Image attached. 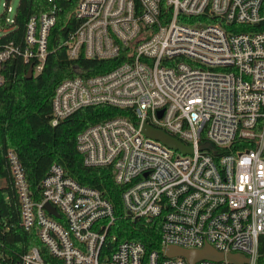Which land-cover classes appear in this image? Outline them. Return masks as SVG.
I'll list each match as a JSON object with an SVG mask.
<instances>
[{"label":"built area","instance_id":"built-area-1","mask_svg":"<svg viewBox=\"0 0 264 264\" xmlns=\"http://www.w3.org/2000/svg\"><path fill=\"white\" fill-rule=\"evenodd\" d=\"M136 1H77L78 23L63 42L67 57L124 58L103 73L59 81L49 122L89 105L130 110L78 132L75 147L84 165L111 166L114 182L124 185L126 215L159 219V249L115 240L108 234L110 203L56 163L36 194L17 154L7 149L12 194L3 198H12L18 226L33 230L52 262L31 246L18 255L0 248V264H187L165 256L171 245H209L223 255L193 264H231L228 253L255 264L264 234V0ZM55 18L54 6L30 15L22 47L0 44V84L14 55L31 65L32 75L41 70ZM142 121L191 151L181 154L145 137ZM206 142L211 148L199 149Z\"/></svg>","mask_w":264,"mask_h":264},{"label":"trees","instance_id":"trees-1","mask_svg":"<svg viewBox=\"0 0 264 264\" xmlns=\"http://www.w3.org/2000/svg\"><path fill=\"white\" fill-rule=\"evenodd\" d=\"M77 1L18 0L9 23L5 22V10L0 13V44L12 42L22 47L28 17L55 7V23L47 35V51L41 70L27 78L28 65L14 55L5 62V80L0 84V179H4L0 187V248L18 255L35 246L48 263L52 258L33 230L18 226L17 208L12 198H3V192L12 194L4 158L7 149L17 154L28 187L36 194L49 165L56 163L77 183L99 190L110 203L114 218L108 234L115 240L137 241L146 252L159 249V219L146 220L126 215L120 201L124 185L114 182L111 166L84 165L75 147L78 132L104 119L126 116L130 110L105 104L89 105L53 125L49 122L51 97L59 81L76 75L87 77L103 73L124 58L123 55L113 59H89L82 55L67 57L63 42L78 23L73 13ZM6 5L7 0L5 9ZM161 10L166 9L161 6ZM255 264H264V234L258 237Z\"/></svg>","mask_w":264,"mask_h":264},{"label":"water","instance_id":"water-1","mask_svg":"<svg viewBox=\"0 0 264 264\" xmlns=\"http://www.w3.org/2000/svg\"><path fill=\"white\" fill-rule=\"evenodd\" d=\"M26 77H32L31 65L29 64L26 69ZM161 110L157 112V116H160ZM140 132L150 139H154L159 141L169 149L177 150L181 154H186L191 151L189 146H185L181 141L176 139L175 137L171 136L167 132L163 131L160 128L151 126L147 124L145 121L140 123ZM211 146L208 142L200 144L199 149H210ZM44 208L47 212L53 216H57L56 211L52 206L48 203L44 204ZM165 256L172 257V256H180L183 257L187 264H193L197 259L200 258H207L212 260H221L223 255L220 252L215 251L211 246L204 245L200 249H185L178 246H168L164 252ZM226 260L231 264H240L246 262V258L239 256L237 254L228 253L225 256Z\"/></svg>","mask_w":264,"mask_h":264},{"label":"rangeland","instance_id":"rangeland-1","mask_svg":"<svg viewBox=\"0 0 264 264\" xmlns=\"http://www.w3.org/2000/svg\"><path fill=\"white\" fill-rule=\"evenodd\" d=\"M5 1L6 0H0V13L5 10ZM17 2L18 0H7L6 6L9 7V10L6 12L7 18H11L13 16Z\"/></svg>","mask_w":264,"mask_h":264}]
</instances>
